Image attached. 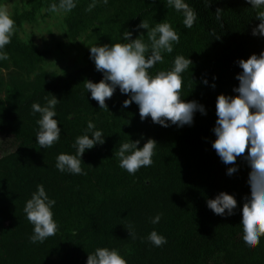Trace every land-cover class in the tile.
Listing matches in <instances>:
<instances>
[{
	"label": "trees",
	"instance_id": "obj_1",
	"mask_svg": "<svg viewBox=\"0 0 264 264\" xmlns=\"http://www.w3.org/2000/svg\"><path fill=\"white\" fill-rule=\"evenodd\" d=\"M53 2L27 0L16 8V33L4 49L9 59L0 61V264H86L98 247L117 249L128 264H264V237L251 250L242 240L249 168L238 161L239 170L227 175L230 165L212 148L218 95H237L233 89L242 71L237 61L264 51V37L252 34L260 21L247 0H211L209 7L204 0H187L197 12L190 29L180 12L167 8V0H98L92 11L91 0H77L65 18L66 35L72 40L85 36V61L64 72L46 69L50 50L20 33L26 23L51 16ZM143 19L150 27L169 23L180 37L173 52L163 53V61L149 70L152 74L169 70L177 55L193 61L182 74L180 94L203 104L207 114L197 112L191 126L163 127L151 117L142 121L135 102L123 107L129 95L119 88L106 100L109 110L101 109L84 88L85 80L103 79L89 47L125 43L126 31L133 39L143 33L139 38L150 45L147 30L137 28ZM51 94L60 99L55 119L62 131L57 143L43 149L36 142L39 113L34 115L31 106L43 105ZM89 120L103 131L105 143L83 155L87 175L58 171L57 155L75 153L74 140ZM149 138L157 142L153 164L135 175L121 169L114 155L120 143L140 140L142 147ZM39 184L56 200L58 229L34 244L29 239L33 225L23 209ZM222 191L237 199L234 215H216L207 207V200ZM157 213L163 216L152 224L149 218ZM130 223L135 239L127 230ZM153 230L167 243L152 245L146 238Z\"/></svg>",
	"mask_w": 264,
	"mask_h": 264
},
{
	"label": "clouds",
	"instance_id": "obj_2",
	"mask_svg": "<svg viewBox=\"0 0 264 264\" xmlns=\"http://www.w3.org/2000/svg\"><path fill=\"white\" fill-rule=\"evenodd\" d=\"M109 0H103L108 4ZM255 10V18L260 23L252 29L254 36L264 37V0H247ZM98 0H91L88 11L96 7ZM207 7L211 0H204ZM77 6V0H58L50 4L52 13H69ZM167 8H174L183 15L186 28H192L197 20V12L187 0H167ZM222 9H217V20L221 18ZM138 29H146L151 44H146L139 37L133 39V33H123L125 43L93 45L90 48V59L94 61L96 70L103 74L99 82L84 81V88L91 98L98 102L101 109L109 110L107 99H110L119 88L122 94H128L123 107H129L135 102L139 107L141 120L151 117L153 123L163 127L176 125L184 127L194 123L195 114L206 115L203 104L196 100L182 99V74L189 69L193 61L183 55L174 58L169 70H160L152 74L158 62L164 59L163 53H172L174 43H179L180 37L169 23L159 22L150 27L144 19ZM16 33L15 20L8 8L0 5V61L8 60L4 51L11 43ZM238 66L242 71L236 76L239 86L233 91L237 95L220 94L216 100V122L213 128L215 140L212 148L221 161L230 165L227 175L231 176L239 170L238 161L245 162L249 168L248 186L250 195L244 198L242 207V240L251 250L259 245L264 237V51L252 54L247 59H239ZM208 85V80L203 81ZM216 86L214 83L211 85ZM45 103L32 104V112L39 113L36 123V142L41 148L52 147L60 140L62 128L57 116L56 106L60 99L56 95L44 97ZM105 143V136L93 120L87 122L84 134L75 138L72 147L74 154L60 153L56 157L55 167L60 172L73 175H87L82 168V157L87 150ZM140 140L120 143L114 155L119 160V167L130 175H135L142 167L153 164V155L157 142L149 138L140 147ZM56 200L51 198L43 184L37 185V190L31 195L24 206L26 219L33 225V234L29 237L32 243H43L48 237L56 234L58 225L54 219L53 208ZM237 199L226 191L220 192L215 198L207 200V207L214 214L231 216L237 209ZM163 213L150 217L152 224H158ZM130 236L135 239L136 231L131 223L127 225ZM152 245L161 247L167 243V238L156 230L151 231L146 238ZM86 264H128L117 249L98 247L89 253Z\"/></svg>",
	"mask_w": 264,
	"mask_h": 264
},
{
	"label": "rangeland",
	"instance_id": "obj_3",
	"mask_svg": "<svg viewBox=\"0 0 264 264\" xmlns=\"http://www.w3.org/2000/svg\"><path fill=\"white\" fill-rule=\"evenodd\" d=\"M27 0H0L11 16L16 8L22 7ZM67 13H52L49 17L39 16L34 23H26L20 31L23 37L33 39L42 49H49L50 53L44 62L48 70L58 72L72 71L84 64L85 36L79 40H72L66 35Z\"/></svg>",
	"mask_w": 264,
	"mask_h": 264
}]
</instances>
